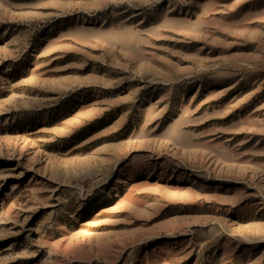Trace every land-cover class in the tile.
I'll return each instance as SVG.
<instances>
[{
    "label": "rangeland",
    "instance_id": "obj_1",
    "mask_svg": "<svg viewBox=\"0 0 264 264\" xmlns=\"http://www.w3.org/2000/svg\"><path fill=\"white\" fill-rule=\"evenodd\" d=\"M0 264H264V0H0Z\"/></svg>",
    "mask_w": 264,
    "mask_h": 264
}]
</instances>
